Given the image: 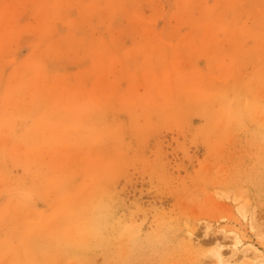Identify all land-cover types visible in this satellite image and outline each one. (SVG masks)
<instances>
[{
  "label": "rangeland",
  "instance_id": "1",
  "mask_svg": "<svg viewBox=\"0 0 264 264\" xmlns=\"http://www.w3.org/2000/svg\"><path fill=\"white\" fill-rule=\"evenodd\" d=\"M0 65V264H264V0H0Z\"/></svg>",
  "mask_w": 264,
  "mask_h": 264
},
{
  "label": "bare ground",
  "instance_id": "2",
  "mask_svg": "<svg viewBox=\"0 0 264 264\" xmlns=\"http://www.w3.org/2000/svg\"><path fill=\"white\" fill-rule=\"evenodd\" d=\"M207 8H208V6H207ZM206 13H207V12H206ZM206 13H205V14H206ZM212 14H213V13H212ZM221 19H222V18H221ZM222 20H223V19H222ZM222 20H221V21H222ZM220 29H221V28H220ZM30 47H31V46H30ZM32 48H33V47H32ZM14 53H15V52H14ZM31 55H32V54H31ZM13 58H14V57H13ZM7 59H8V58H7ZM9 59H10V58H9ZM32 59H33V58H32ZM32 59H31V60H32ZM36 59H37V58H36ZM33 60H34V59H33ZM14 61H15V60H14ZM34 61H35V60H34ZM34 61H33V62H34ZM38 61H39V60H38ZM12 62H13V61H12ZM35 62H36V61H35ZM35 62H34V63H35ZM14 63H15V62H14ZM24 63H25V62H24ZM9 64H10V63H9ZM11 64H12V63H11ZM31 64H32V63L30 62V65H31ZM40 64H41V63H39V65H40ZM2 65H4V64H2ZM23 65H24V64H23ZM32 65H33V64H32ZM37 65H38V63H37ZM37 65H33V66L36 68ZM43 65H44V64H43ZM0 66H1V65H0ZM9 66H10V65H9ZM27 66H28V65H27ZM41 67H42V66H41ZM41 67L39 66L40 69H41ZM14 68H15V67H14ZM14 68H13V69H14ZM31 68H33V67H31ZM16 69H17V68H16ZM33 69H34V68H33ZM23 70H26V69L24 68ZM36 70H39V69H36ZM34 71H35V69H34ZM41 72H42V71H41ZM17 74H18V73H17ZM19 74H20V73H19ZM42 74H43V73H42ZM44 74H45V72H44ZM40 75H41V74H40ZM40 75H39V76H40ZM15 77H16V74H15ZM41 77H42V76H41ZM16 80H17V79H16ZM38 81H40V80H38ZM20 83H21V82H20ZM41 83H42V82H41ZM29 85H30V84H29ZM20 86H21V84H20ZM40 86H41V85H40ZM18 89H19V88H18ZM32 89H34V88H32ZM57 90H58V89H57ZM20 105H22V104L20 103ZM20 105H19V106H20ZM21 107H22V106H21ZM28 107H29V106H28ZM23 109H26V108H23ZM28 109H29V108H28ZM39 112H41V111H39ZM32 115H33V114H32ZM4 119H5V118H4ZM25 119H26V118H25ZM8 121H9V120H8ZM9 122H10V121H9ZM9 122H8V125H7L6 127L9 126ZM15 122H16V120H15ZM6 124H7V123H6ZM10 126H11V124H10ZM9 129H10V127H9ZM2 130H4L3 127H2ZM10 130H12V129H10ZM8 132H9V131H8ZM5 133H6V132H5ZM15 134H16V133H15ZM0 135H1V133H0ZM2 135H3V134H2ZM8 135H9V134H8ZM3 136H4V135H3ZM3 136H2V138H3ZM5 136H6V135H5ZM10 136H11V134H10ZM8 138H9V137H8ZM8 138H7V139H8ZM0 141H2V140L0 139ZM5 141H6V140H5ZM12 141H13V139H12ZM0 143H1V142H0ZM0 146H1V145H0ZM1 147H2V146H1ZM37 151H38V150H37ZM39 152H40V151H39ZM39 152H38V153H39ZM33 154H34V153H33ZM29 155H30V154H29ZM29 155H27V157H28ZM31 156H32L31 158L34 157V155H31ZM39 156H41V154H40ZM23 157H24V156H23ZM36 157H37V156H36ZM0 158H1V157H0ZM25 158H26V157H25ZM29 158H30V156H29ZM40 158H42V157H40ZM11 159H12V158H11ZM23 159H24V158H23ZM12 160H14V159H12ZM16 160H18V159H16ZM25 160H26V159H25ZM27 160H28V159H27ZM31 160H32V159H31ZM18 162H19V161H18ZM22 162H23V161H22ZM19 163H20V162H19ZM17 164H18V163H17ZM15 167H16V166H15ZM13 168H14V167H13ZM3 169H4V168H3ZM6 170H7V169H6ZM19 170H20V169H19ZM14 171H15V169H14ZM17 171H18V170H17ZM5 172H6V171H5ZM17 173H18V172H17ZM20 173H21V172H20ZM37 174H39V173H37ZM13 176H14V175H13ZM9 178H10V177H9ZM12 179H13V178H12ZM18 179H19V178H18ZM25 179H26V178H25ZM3 180H4V179H3ZM14 180H15V179H14ZM23 180H24V179H23ZM15 182H16V181H15ZM7 184H8V183H7ZM17 184H19L18 181H17ZM22 184H23V183H22ZM16 186H17V185H16ZM16 186H15V187H16ZM8 188H9V186H8ZM11 188H12V187H11ZM16 189H17V188H16ZM2 191H3V190H2ZM9 191L11 192V190H9ZM7 192H8V191H7ZM15 192H16V191H15ZM0 193H1V192H0ZM20 193H21V192H20ZM20 193L17 192V194H20ZM15 195H16V194H15ZM21 196H22V194H21ZM11 199H12V198H11ZM13 203H14V202H13ZM25 203H27V202L25 201ZM9 206H10V205H9ZM11 206H12V204H11ZM240 211L242 212V210H240ZM242 215H243V217L245 218L244 212H242ZM251 229H252L253 231H255V229H254L253 226H251ZM263 239H264V238H263ZM238 243H239V242L236 240V245H237Z\"/></svg>",
  "mask_w": 264,
  "mask_h": 264
}]
</instances>
